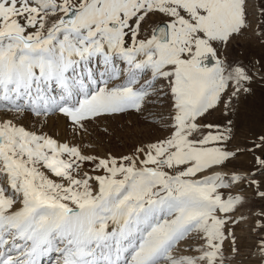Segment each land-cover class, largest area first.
Here are the masks:
<instances>
[{"label":"snow or ice","instance_id":"snow-or-ice-1","mask_svg":"<svg viewBox=\"0 0 264 264\" xmlns=\"http://www.w3.org/2000/svg\"><path fill=\"white\" fill-rule=\"evenodd\" d=\"M264 264V0H0V264Z\"/></svg>","mask_w":264,"mask_h":264}]
</instances>
